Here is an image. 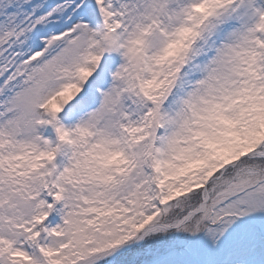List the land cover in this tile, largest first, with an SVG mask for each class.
I'll return each instance as SVG.
<instances>
[{
	"label": "snow or ice",
	"instance_id": "snow-or-ice-1",
	"mask_svg": "<svg viewBox=\"0 0 264 264\" xmlns=\"http://www.w3.org/2000/svg\"><path fill=\"white\" fill-rule=\"evenodd\" d=\"M0 264H264V0H0Z\"/></svg>",
	"mask_w": 264,
	"mask_h": 264
}]
</instances>
